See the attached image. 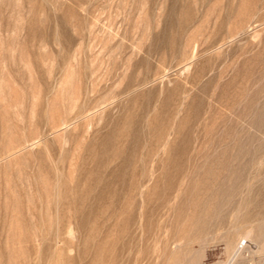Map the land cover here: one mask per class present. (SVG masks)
<instances>
[{"label":"rangeland","instance_id":"obj_1","mask_svg":"<svg viewBox=\"0 0 264 264\" xmlns=\"http://www.w3.org/2000/svg\"><path fill=\"white\" fill-rule=\"evenodd\" d=\"M263 6L0 0V264H264Z\"/></svg>","mask_w":264,"mask_h":264},{"label":"bare ground","instance_id":"obj_2","mask_svg":"<svg viewBox=\"0 0 264 264\" xmlns=\"http://www.w3.org/2000/svg\"><path fill=\"white\" fill-rule=\"evenodd\" d=\"M256 1V0H255ZM264 7V6H263ZM249 11V10H248ZM242 28V27H241ZM240 30V29H239ZM74 90V89H73ZM72 98V97H71Z\"/></svg>","mask_w":264,"mask_h":264}]
</instances>
